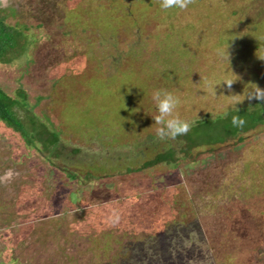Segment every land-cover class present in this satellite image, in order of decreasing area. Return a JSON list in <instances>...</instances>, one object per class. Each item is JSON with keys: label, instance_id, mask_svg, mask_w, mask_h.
Segmentation results:
<instances>
[{"label": "rangeland", "instance_id": "374dc122", "mask_svg": "<svg viewBox=\"0 0 264 264\" xmlns=\"http://www.w3.org/2000/svg\"><path fill=\"white\" fill-rule=\"evenodd\" d=\"M0 18L26 38L0 88L59 137L44 150L0 122V264H264V123L186 153L152 100L174 92L192 125L256 102L264 0H0Z\"/></svg>", "mask_w": 264, "mask_h": 264}, {"label": "trees", "instance_id": "16d2710c", "mask_svg": "<svg viewBox=\"0 0 264 264\" xmlns=\"http://www.w3.org/2000/svg\"><path fill=\"white\" fill-rule=\"evenodd\" d=\"M26 42L25 34L15 26L7 24L3 18H0V61H9L17 51L23 49ZM17 99L7 94L0 88V122L7 129L19 136L23 142L30 146L41 145L44 150L49 149L58 142V134L49 129L36 114L26 106V92L18 88ZM239 108V112H237ZM228 108L225 113L216 115L215 118L203 117L202 122L196 119L192 125V133L189 131L186 135L179 136L183 139L184 152L202 145H211L223 143L230 139L239 137L240 133L254 129L258 124L264 123V104L258 101L250 107ZM233 115H240L246 123L242 128L234 127L231 123ZM162 160L175 162V151L167 149L164 153H159L152 160L147 161L146 165H152Z\"/></svg>", "mask_w": 264, "mask_h": 264}, {"label": "clouds", "instance_id": "9594fccd", "mask_svg": "<svg viewBox=\"0 0 264 264\" xmlns=\"http://www.w3.org/2000/svg\"><path fill=\"white\" fill-rule=\"evenodd\" d=\"M195 3V0H159V5L162 10L169 9H179L187 10L189 5ZM217 55L222 59L229 60L228 47H220L216 50ZM237 80L230 77L224 78L219 84L212 80H205V86L216 93V87L218 85H226L227 89L230 91L232 85ZM253 88L246 94L245 100L247 99L249 103L253 100L258 101L260 104H264V88L253 83ZM235 96V95H232ZM152 100L155 103L157 114L153 117L156 128V135L160 140L171 139L175 140L178 136L186 135L192 127V123L186 119L181 118L177 109L181 104L180 97L172 91L166 89L155 90L152 94ZM244 101H240L243 103ZM239 112V108H237ZM225 117L227 113L224 114ZM231 123L234 127L242 128L246 121L240 115H233L231 118ZM13 172L9 169L5 173L6 178H11Z\"/></svg>", "mask_w": 264, "mask_h": 264}]
</instances>
